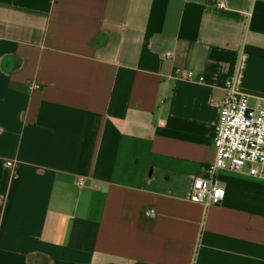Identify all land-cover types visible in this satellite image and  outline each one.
Returning a JSON list of instances; mask_svg holds the SVG:
<instances>
[{"label":"crops","instance_id":"crops-1","mask_svg":"<svg viewBox=\"0 0 264 264\" xmlns=\"http://www.w3.org/2000/svg\"><path fill=\"white\" fill-rule=\"evenodd\" d=\"M230 79L264 98V0H0V264H264V177L190 198Z\"/></svg>","mask_w":264,"mask_h":264},{"label":"built area","instance_id":"built-area-1","mask_svg":"<svg viewBox=\"0 0 264 264\" xmlns=\"http://www.w3.org/2000/svg\"><path fill=\"white\" fill-rule=\"evenodd\" d=\"M221 6L224 4L221 3ZM171 57L173 51H168L166 58ZM175 74L188 80L196 78L191 70L177 69ZM219 111L213 135L215 160L209 166L207 175L195 177L190 196L191 200L207 206L219 204L225 198L226 191L216 178L220 169L230 168L239 173L264 177V98H258L252 104L250 96L238 91L235 80L230 79ZM12 164L7 163L8 166ZM84 183L85 180L80 178L78 184Z\"/></svg>","mask_w":264,"mask_h":264},{"label":"rangeland","instance_id":"rangeland-1","mask_svg":"<svg viewBox=\"0 0 264 264\" xmlns=\"http://www.w3.org/2000/svg\"><path fill=\"white\" fill-rule=\"evenodd\" d=\"M253 104V103H252Z\"/></svg>","mask_w":264,"mask_h":264}]
</instances>
